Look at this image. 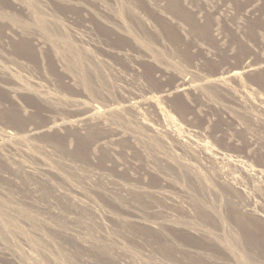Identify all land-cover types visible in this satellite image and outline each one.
Here are the masks:
<instances>
[{
	"label": "rangeland",
	"instance_id": "rangeland-1",
	"mask_svg": "<svg viewBox=\"0 0 264 264\" xmlns=\"http://www.w3.org/2000/svg\"><path fill=\"white\" fill-rule=\"evenodd\" d=\"M0 264H264V0H0Z\"/></svg>",
	"mask_w": 264,
	"mask_h": 264
},
{
	"label": "bare ground",
	"instance_id": "bare-ground-1",
	"mask_svg": "<svg viewBox=\"0 0 264 264\" xmlns=\"http://www.w3.org/2000/svg\"><path fill=\"white\" fill-rule=\"evenodd\" d=\"M249 65L247 64V65H243V67H242V71H239L238 70V72H234V73H232L231 74V76L232 77H234L235 79H239L240 77H241V75L242 74H244V73H251V74H254L255 72H257V71H259L260 70V68L259 67H252V68H246V67H248ZM261 72V71H260ZM259 73V72H258ZM227 78L226 77H224V78H219V80H222V81H225ZM262 81V80H261ZM186 83H187V81H186ZM190 86L191 85H189L187 88H190ZM185 88L183 87V88H181V89H179V90H177V92H183V90H184ZM170 94L172 95V93H167V94H161L160 95V97H159V99L160 98H166V97H168V96H170ZM146 101V100H145ZM149 101V98L147 99V101H146V104H147V102ZM137 103H139V102H137V101H128V103L126 104V105H124L123 107H117V106H109L107 109H105V110H107V111H113V110H118V109H131V110H133V111H135V113L136 114H138L139 115V111H138V105H137ZM149 103V102H148ZM93 110V109H92ZM98 119H99V113L98 112H90V113H88L85 117H83L82 119H78V120H76V121H73V123H72V126H76L77 128L79 127V126H84V125H88V124H94V123H97V125L99 124L97 121H98ZM100 122V121H99ZM95 125V124H94ZM93 125V126H94ZM56 127V125H50V126H48V127H46V128H35V129H33V130H31V131H29V133L30 134H32V135H35V134H42V133H49V132H51V131H53L54 130V128ZM9 133V136H16L17 134L19 135V133H16V132H8ZM26 133H28V132H26ZM25 133H23V135H24ZM17 135V136H18ZM26 135V134H25ZM29 135V134H28ZM37 136V135H36ZM22 137V136H21ZM32 137V136H31ZM14 138H18V137H14ZM124 261H126V259L124 258L123 259ZM124 261H122V259H120V260H118V262H124Z\"/></svg>",
	"mask_w": 264,
	"mask_h": 264
}]
</instances>
